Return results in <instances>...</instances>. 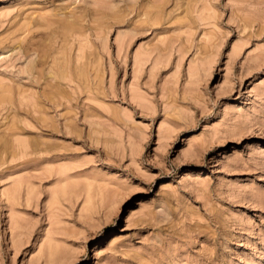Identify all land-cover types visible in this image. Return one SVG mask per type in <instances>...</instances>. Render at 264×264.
<instances>
[{"label":"rangeland","instance_id":"1","mask_svg":"<svg viewBox=\"0 0 264 264\" xmlns=\"http://www.w3.org/2000/svg\"><path fill=\"white\" fill-rule=\"evenodd\" d=\"M263 254L264 0H0V264Z\"/></svg>","mask_w":264,"mask_h":264},{"label":"bare ground","instance_id":"2","mask_svg":"<svg viewBox=\"0 0 264 264\" xmlns=\"http://www.w3.org/2000/svg\"><path fill=\"white\" fill-rule=\"evenodd\" d=\"M63 191V190H62ZM261 254V253H260ZM259 256V255H258ZM263 256H264V254H263ZM261 257V256H260ZM260 259V258H259ZM261 261V260H260Z\"/></svg>","mask_w":264,"mask_h":264}]
</instances>
